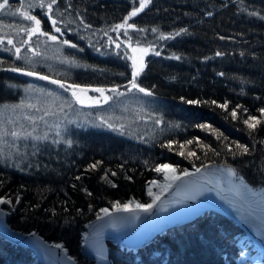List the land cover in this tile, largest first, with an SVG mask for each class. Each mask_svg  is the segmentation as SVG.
Wrapping results in <instances>:
<instances>
[{"label": "trees", "instance_id": "trees-1", "mask_svg": "<svg viewBox=\"0 0 264 264\" xmlns=\"http://www.w3.org/2000/svg\"><path fill=\"white\" fill-rule=\"evenodd\" d=\"M43 2L41 8L40 0H9L0 23L9 31L31 30L34 22L23 13L36 16L40 32L28 36L33 51L42 41L62 45L68 76L24 65L26 48L14 40L9 52L0 51V105L9 104L7 93L24 81L12 68L124 90L131 88L133 59L139 65L142 58L136 83L152 95L134 90L156 108L141 121L135 117L112 127L95 122L63 123L58 131L9 127L20 134L0 138V198L12 201L2 205L10 228L35 231L62 243L79 264H92L81 252L85 225L116 202H147L144 184L161 161L179 171L232 167L251 185L264 187V0H151L127 20L134 28L115 31L139 0H57L51 9V0ZM46 32L57 39L48 41ZM135 45L153 50L135 56L129 48ZM252 116L260 121L254 130L244 123ZM243 235L232 220L205 211L163 228L138 247L121 248L113 241L107 246L113 264H229L237 258L236 238ZM0 264L40 262L32 250L0 237Z\"/></svg>", "mask_w": 264, "mask_h": 264}, {"label": "rangeland", "instance_id": "rangeland-1", "mask_svg": "<svg viewBox=\"0 0 264 264\" xmlns=\"http://www.w3.org/2000/svg\"><path fill=\"white\" fill-rule=\"evenodd\" d=\"M0 12H2V10H0ZM7 28L8 26L6 27V25L0 23V40L3 41L2 43H0V51L9 52L10 47L13 46L12 42L14 40L15 41L21 40L23 41L24 44L18 42V44L21 45L19 46L17 44V47L24 46L26 48L21 57L24 65L31 68H39L48 73H52L55 75L68 76V72L66 70L68 64L66 63V59H65L66 57L62 53V45H60L59 43H46L42 41L40 42V47L37 50L33 51V44H31L30 40L28 39V36H31L32 38H34L35 36L31 34L30 30H27L25 28H19V29L16 28L17 30L12 29L9 31L7 30ZM46 33H48V35H46V39H48V41H55L50 38L51 36L58 37L56 33H52V32H46ZM38 34L39 32H37L35 35ZM9 40L12 42L9 43ZM129 48L131 52H133L134 48L138 49L136 52L133 53H135V56L140 55L141 57L143 56L145 57V55L151 53L153 50V48H151L150 46H143V45H135L131 47L129 46ZM19 49L20 48H18L17 50ZM139 49H147L148 51L142 53L139 51ZM32 51L33 54H30V52ZM14 55L15 54H13V56ZM22 70L23 71L21 72H15L24 78L22 85L16 86L14 89H11L10 92L7 93L8 97L11 98L9 104L0 105V107H5L3 109L0 108V138H3L11 134L12 131L8 128L13 126L18 127L22 125L25 126L36 125L42 128L47 127L48 129H52L53 131H58L63 126V123L95 122L97 124H102L105 127H108V125H111L114 122H121L123 120H132L135 117L139 119L144 115L145 112L150 113L151 110L152 113H155L156 107H148L147 99L141 96L136 90L131 88L124 90L118 89L119 92L124 93V95H117L116 93L104 87H89V86L80 85L81 88L88 89L86 93H82L80 92L79 89L65 90L64 88H60L58 84H53L51 81L58 80L57 78L50 77L48 75H43L40 73H38V75L35 76H28L25 75L24 73L29 72L30 70H28L27 68L26 69L23 68ZM40 76H47L49 77V79L43 80L39 78ZM59 81L63 82L66 86L75 85L62 80ZM95 88H102L105 91L103 94H101L99 92L91 90ZM73 90H75L77 94L80 95L81 97L90 96L93 97L94 100H98L99 103H93L92 101L86 100L84 104H80L77 102L76 97L72 95ZM105 96H108L110 98L107 101H105L104 99ZM41 112H42L41 115L44 116L40 115ZM141 119L142 118H140V121ZM162 164L170 165L172 169H175L176 173L179 175L183 174L185 170L182 169L181 171H179L176 165H174L169 161L159 162L153 170L154 175L149 179H147L144 184V194L147 199V202L141 204H150L153 202V197H151L148 194L149 191L148 185L150 181H154V180L157 181V185L159 187H163L166 184L165 172L164 171L157 172L155 170L157 167H159ZM226 168L229 167L208 166L199 169L207 170L208 172L210 171V173L213 176H215L216 179L218 178L217 180L223 185H225V187H227L233 195H235L243 202H245L247 205H249V207L255 210L256 213L258 212L264 213V187L251 185L239 173L237 174L239 177L242 178L243 184H241V181L239 179L230 180L227 173L222 171L223 169ZM196 169L188 168L186 170L191 173V172H196ZM245 185L247 187H245ZM249 189L251 191H249ZM129 202L132 201H128L125 204H128ZM134 202H138V201H134ZM2 205L3 204H0V209L4 211L7 217L8 211ZM131 207L135 208V205L133 204L131 205ZM103 209H108L110 212H116L114 207L103 208ZM99 215L100 216L103 215L102 210L100 211ZM198 215L196 216L193 215L191 216V218L186 220L179 219L161 225L158 229L150 231L147 235H145L140 240L141 244H139L138 246L142 245L154 233L162 230L163 228L180 222L189 221L197 217ZM94 219H97V216ZM89 222L85 225V230L82 233L81 252H82L83 238L87 231V226ZM236 239H237L236 247L238 249L237 258L235 262L229 264H264V248L259 246V244L255 243L253 240H251L246 234L243 236H237ZM108 242L109 241H106V251L110 263L113 264V261L109 257V251L107 246ZM120 247L124 248L122 246ZM35 257H37L38 262H40L36 254ZM40 264L42 263L40 262ZM92 264H94L93 261Z\"/></svg>", "mask_w": 264, "mask_h": 264}, {"label": "water", "instance_id": "water-1", "mask_svg": "<svg viewBox=\"0 0 264 264\" xmlns=\"http://www.w3.org/2000/svg\"><path fill=\"white\" fill-rule=\"evenodd\" d=\"M51 20L52 19L50 18V25H52ZM183 184L185 183L179 182L176 186L186 187ZM167 202H174L177 204L176 206L190 208L195 214L194 216L205 211H215L220 213L232 220L251 240L264 248V229L260 225L255 224V222L252 220V212H249L251 214V216H249L248 212L241 210L237 204L219 196L188 194L185 195V197L178 199V197H172L166 192L160 196V199L150 212L142 211L140 218L134 224L130 225V227H128L126 230L121 231V228H119L113 232L101 230L91 231L89 230L88 226L95 219L90 221L83 238L82 253L90 258L94 264H111L108 256H101L94 253L90 249L89 243L93 241L97 242L98 240L104 241L105 243L106 241H115L122 247H137L139 244H141L140 240H138L135 244H131V242H133L132 239L135 237V232L141 227L140 224L142 219L147 217V215L149 216L156 207L166 204ZM0 237L9 243L28 248L33 252L36 251V248H39L40 250L47 252L53 258V261L56 264H74L72 257L69 255L63 244L59 242L48 241L35 231L22 232L11 229L7 225L6 214L2 209H0ZM57 245H62V247H57ZM38 259L42 264H45L42 259L39 257Z\"/></svg>", "mask_w": 264, "mask_h": 264}, {"label": "bare ground", "instance_id": "bare-ground-1", "mask_svg": "<svg viewBox=\"0 0 264 264\" xmlns=\"http://www.w3.org/2000/svg\"><path fill=\"white\" fill-rule=\"evenodd\" d=\"M166 165V164H162ZM171 169H165V175L168 173L171 174ZM190 173V172H189ZM178 176L183 177V185L186 187H177L176 185L179 182L182 181H176L173 186L169 189L166 187H159L157 184L153 185L151 184L152 181H150L148 185V190L151 188L152 192L154 194L163 195L164 193H168L172 197H178L183 198L185 195H210V196H219L221 198L227 199L230 202H233L239 206L241 210H244L245 212H248L249 216L251 214L249 212H252V220L255 222V224L260 225L264 229V213L258 212L256 213L255 210H252L249 205H247L245 202H243L241 199L235 197L231 191L225 187L222 183H220L215 176H213L210 171L207 170H201L200 173L197 172H191V176L184 177L183 174H177ZM170 182V180H166V184ZM164 185V186H165ZM152 197V196H151ZM177 204L169 203L162 204L158 207H156L150 215L142 219L140 228L135 232L132 239L133 242L131 244H135L138 240H141L145 235H147L150 231H153L155 229H158L161 225H164L168 222H173L175 220L179 219H189L191 216L195 215L190 208H186L184 206H176ZM132 211L129 212H110L112 214L111 217H105L104 220H98L95 219L92 221V223L88 226L89 230L91 231H107V232H113L117 229L121 228L122 230H126L130 225L134 224L138 219H135V217L138 215L139 218L141 216L142 210L135 209L132 207ZM104 215V214H103ZM102 215V216H103ZM113 218H115L116 226L112 227V221ZM125 218V219H120ZM146 239V238H145ZM104 241L98 240L97 242L93 241L89 243L90 249L101 256H108L107 252L105 251L106 243L104 244ZM35 254L43 260L45 264H56L53 261V258L45 251L40 250L39 248L35 249ZM102 253V254H101ZM73 259V258H72ZM74 264H78L73 259Z\"/></svg>", "mask_w": 264, "mask_h": 264}, {"label": "snow or ice", "instance_id": "snow-or-ice-1", "mask_svg": "<svg viewBox=\"0 0 264 264\" xmlns=\"http://www.w3.org/2000/svg\"><path fill=\"white\" fill-rule=\"evenodd\" d=\"M57 2V0H51V3L47 4V8L48 9H51L52 8V5L55 4ZM151 3V0H139V7L138 8H134L133 11L129 14V17L124 21V23L122 24H118L115 26V28L113 29V31H115L116 29H122V28H134L135 25L134 24H128L127 23V20L128 19H131L132 17L136 16L140 11H143V9L149 4ZM11 6L9 4V0H2V2H0V10H7L9 9ZM39 7L41 8H44L45 7V4L43 2V0H40V3H39ZM25 19L29 20V21H32L34 22V27L31 28L30 32L32 35H35L37 32H40V25H41V21L36 17V16H33V15H29L27 13H23ZM51 24L53 26H55L57 24V21L55 19H52L51 20ZM56 31L57 32H60L61 29L60 28H56ZM153 31H156L155 29H153ZM43 35H48V33H42ZM179 33H177L178 35ZM52 40H56L57 37L56 36H51L50 37ZM161 38L163 39H167L168 37H164L162 36ZM3 41L0 40V43H2ZM12 41L9 40V43H11ZM63 43L65 44H70L71 47L75 48L77 47L75 44H71L70 41H63ZM117 47H119V45H117ZM138 49H133V52H136ZM19 51V50H17ZM140 52L144 53V52H147L148 50L147 49H139ZM156 55H159L160 53L159 52H156L155 53ZM217 55H220V53H217ZM176 59H179V57H176ZM11 71L13 72H21L23 71L22 69L20 68H12L10 69ZM143 71V61H142V58H141V62L139 65H137V61L135 59H133V72H132V79L130 80V87L131 89H136L138 90L139 92L141 93H144L145 95H148V96H151L152 93L150 91H148L147 89L141 87L138 83H136V78L137 76L140 75V73ZM25 75H28V76H35V75H38V73H35V72H26L24 73ZM40 79H43V80H48L49 77L47 76H40L39 77ZM53 84H58L60 88H64L65 90H68V89H79L80 92L82 93H86L88 91V89L86 88H81L80 85H68L66 86L63 82L59 81V80H53L51 81ZM92 91H96V92H99L101 94L104 93V89L102 88H95V89H91ZM112 92L116 93L117 95H124V93H121L119 92L118 88H113L111 89ZM72 95L74 97H76V100L78 103L80 104H84L87 101H92L93 103H99L98 100H94L93 97H90V96H85V97H81L80 95L77 94V92L75 90L72 91ZM110 97L108 96H105L104 99L105 101H107ZM187 103L191 104V103H199V101H187ZM214 103V102H213ZM222 107H227V105H222ZM260 111L262 113H264V108L260 109ZM231 115L233 117H235L237 115V113L235 111H233L231 113ZM244 123L246 125H248L249 129H255L257 127V125L260 123L259 120H257V118L255 116H252V117H249L248 119H246L244 121ZM108 127H112L111 125H108ZM201 128H204V127H208L210 128L211 126L210 125H200ZM13 136H19L20 134L18 132H13L11 133ZM220 137L218 136L217 139H219ZM70 143V142H69ZM187 144H192L193 141L192 140H189L186 142ZM237 148H243V151L244 153H246L248 151L247 147L244 146V145H237ZM215 151V150H213ZM217 155L219 153H216ZM181 155H183V153H181ZM189 155H192L194 156L195 153H189ZM97 167L96 164H92L91 165V168L95 169ZM171 166L170 165H160L159 167H157L155 170L157 172H161V171H165V169H169ZM200 169L197 168L196 169V172L197 173H200ZM223 172L227 173L228 177L231 179H239L241 181V184H243V180L241 177L238 176L237 172L235 169L233 168H226V169H223L222 170ZM176 173V170L175 169H171V174L169 175L168 173H166L165 175V179L166 180H170V182L163 186V187H166V188H171L173 186V184L176 182V181H182L183 182V177L182 176H178L175 174ZM112 175H115V173H112ZM192 174L189 173L186 169L184 170L183 172V176L184 177H187V176H191ZM79 179V177H78ZM105 179H107V176H105ZM151 184L153 185H156L157 184V181H152ZM115 185H113L114 187ZM245 187H247L245 185ZM249 191H251L249 189ZM91 193H89L90 195ZM148 194L150 196L153 197V202L150 203V204H141V203H138V202H129L128 204H123L121 205L119 202H116V204L114 205V208L117 212H129V211H132V207L131 205H135V209H139V210H142L144 212H150L153 207L156 205L157 201L160 199L159 195L157 194H154L151 190V188H149V191H148ZM12 201L11 200H7V199H3V198H0V204H11ZM102 212H103V216H100L99 214H97V219L98 220H104L105 217H111L112 214L109 212L108 209H102ZM120 219H125V218H120ZM135 219H139V216L137 215L135 217ZM112 227H115L116 226V222H115V218H113V221H112V224H111ZM57 247H62V245H57ZM102 254V253H101Z\"/></svg>", "mask_w": 264, "mask_h": 264}]
</instances>
